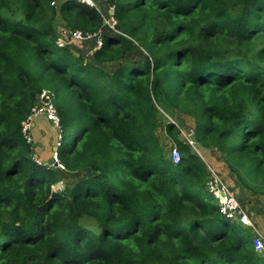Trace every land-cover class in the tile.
<instances>
[{"label": "trees", "instance_id": "obj_1", "mask_svg": "<svg viewBox=\"0 0 264 264\" xmlns=\"http://www.w3.org/2000/svg\"><path fill=\"white\" fill-rule=\"evenodd\" d=\"M52 1L0 0V264H264L163 115L191 118L195 147L264 195V0H109L122 34L89 57L56 45V20L85 34L102 16ZM43 90L69 136L58 159L83 174L62 191L20 130Z\"/></svg>", "mask_w": 264, "mask_h": 264}, {"label": "built area", "instance_id": "obj_2", "mask_svg": "<svg viewBox=\"0 0 264 264\" xmlns=\"http://www.w3.org/2000/svg\"><path fill=\"white\" fill-rule=\"evenodd\" d=\"M79 4L88 6L95 9L106 22L105 24L111 28L115 29L116 21L114 19V5L110 4L109 0H76ZM58 2L53 0L51 5H56ZM102 6L104 8H102ZM108 21L111 22V25L108 24ZM116 30V29H115ZM117 31V30H116ZM56 45L58 47H67L69 48V42L78 41H88L94 39V47L92 53L101 49L103 46V36L100 35V30L96 33H85L83 34L79 30H71L63 25L56 26ZM38 117H43L47 122L51 124L53 129L57 132V144L53 151V159L55 162L56 171L66 170L65 166L59 161L57 156V149L60 147L62 142V127L61 120L56 110V107L53 102V94L49 91L43 90L36 99V102L29 109L28 114L22 120L20 124V130L23 139L27 144L32 141V130L35 127V120ZM193 130H190L189 133H184L181 131V136L183 141L187 143L195 152L196 147L195 143L191 139ZM169 151L171 160L174 164H177L180 160V152L176 144L171 142L169 145ZM34 161L38 165H42L41 161L34 156ZM47 166V165H45ZM49 167V166H47ZM60 183V182H59ZM59 183L56 184L57 189L61 190ZM206 187L208 192L213 196L217 202L219 212L226 219L230 220L233 223L241 224L245 227H248L252 232V245L254 251L261 255L264 258V235L260 233L257 228L251 222L250 216L248 215L245 208L242 207L238 201L235 193L230 189V187L223 181L221 176L211 167L208 166V179L206 182ZM54 186H52V190Z\"/></svg>", "mask_w": 264, "mask_h": 264}, {"label": "rangeland", "instance_id": "obj_3", "mask_svg": "<svg viewBox=\"0 0 264 264\" xmlns=\"http://www.w3.org/2000/svg\"><path fill=\"white\" fill-rule=\"evenodd\" d=\"M102 8L104 7L102 6ZM56 24L63 25L59 17L56 20ZM117 34H122V33L116 31L114 28L107 26L106 24L103 25L102 29H100V35L103 37L117 35ZM94 43H95L94 39H90L88 41H83V42H78V41L69 42L68 45L71 51H76V52L81 53L84 56L86 55L89 57L92 55ZM143 54L145 55V52L142 49H139L135 44V50L131 52L130 54H128L126 60L142 62ZM117 66L118 65L115 64V65L109 66L108 69L109 71H113ZM163 115L166 120L175 122L177 125L182 127V129L184 130L183 132L186 134L190 132V129L194 125L192 119L189 117L185 118L183 116H177L175 119L172 120L167 114L163 113ZM163 123L164 121H162L160 124V127L158 129V135L162 142L164 140L165 148L168 149L170 145V141L167 140L165 138V135L163 134ZM68 139H69V136L67 135V132H65L62 128V142H61L60 147H58L57 149V152L59 154L61 155L64 154ZM57 140H58L57 132L55 131V129H53L51 124L47 122L45 118L38 117L35 120V127L32 130V141L28 144L31 146L30 148H31L33 155L36 156L41 162L46 161L50 158H53V154H54L53 151L55 148V144H57ZM181 141H183L182 136H181ZM196 153L197 155H199V157L200 155L201 157H203L207 166L213 168L216 171L217 168L210 164L211 161L206 157V154L201 147L196 146ZM217 157H218V154H217ZM49 167L53 168V166H49ZM60 172H61V181L59 183V187L61 191L64 188H66V186L68 187L69 185H74L79 178L83 177L82 173H70V172H67L66 170H63V171L60 170ZM221 178L230 187V189L235 193L236 197L237 195L240 196V197H237L238 201L240 202L242 207L246 209L253 225L257 228L258 231L264 232V227H263L264 226V195H255L251 192V190L245 187H241L240 188L241 190L238 189L237 187H234L231 181L236 183V177L235 175H233L232 172H229L226 177L222 176ZM228 178H229V181H228ZM57 186L58 185L54 186L53 191L57 189ZM249 207H252L253 210H248ZM259 215L261 216L258 217ZM258 218L260 219L261 222L257 220ZM262 227H263V230H262Z\"/></svg>", "mask_w": 264, "mask_h": 264}, {"label": "crops", "instance_id": "obj_4", "mask_svg": "<svg viewBox=\"0 0 264 264\" xmlns=\"http://www.w3.org/2000/svg\"><path fill=\"white\" fill-rule=\"evenodd\" d=\"M204 152L206 154V157L211 161L210 164L215 166L217 169H219L222 172L223 176L224 175L227 176L228 169L223 165V163H221V157L218 154V152H216L215 150H207V149H204ZM217 154H218V157H217ZM231 183L233 182L231 181Z\"/></svg>", "mask_w": 264, "mask_h": 264}, {"label": "water", "instance_id": "obj_5", "mask_svg": "<svg viewBox=\"0 0 264 264\" xmlns=\"http://www.w3.org/2000/svg\"><path fill=\"white\" fill-rule=\"evenodd\" d=\"M105 23L106 22L103 20V23L102 24L104 25ZM108 24L111 25V22L108 21ZM41 163H42V165H47V166H53V167H55V163H54V159L53 158H50V159H48L46 161H42Z\"/></svg>", "mask_w": 264, "mask_h": 264}]
</instances>
